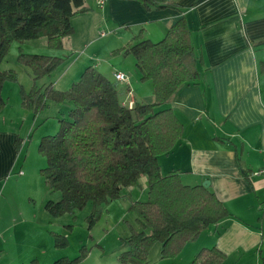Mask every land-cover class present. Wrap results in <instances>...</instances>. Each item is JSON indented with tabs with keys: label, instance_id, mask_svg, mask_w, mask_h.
Wrapping results in <instances>:
<instances>
[{
	"label": "trees",
	"instance_id": "16d2710c",
	"mask_svg": "<svg viewBox=\"0 0 264 264\" xmlns=\"http://www.w3.org/2000/svg\"><path fill=\"white\" fill-rule=\"evenodd\" d=\"M132 1L148 11H182L176 0ZM88 11L86 0H0V112L6 107L5 83L18 81L14 70L1 69L12 44L46 39L50 49L62 50L65 40L75 33L73 18ZM121 50L135 57L141 81L153 83L152 104H136L133 109L123 105L118 84L93 67L66 91L56 90L53 84L41 88L38 83L52 76L64 59L23 52L18 57L33 77L31 90H20L26 111L37 116L49 102L73 105L68 119L59 121L57 134L44 137L39 146L47 159L41 173L49 191L62 194L60 201L47 202L45 209L59 218L74 216L91 204L87 222L92 229L106 206L127 198L124 190L147 177V200H132L129 207L142 230L129 226L128 250L117 261L150 264L151 251L158 244L162 246L161 259L172 260L210 226L232 217L210 186H186L177 172L163 175L158 160L175 148L184 133V125L166 106L182 85L200 80L202 57L192 45L185 17L161 41L145 39L141 32ZM16 147H20L19 138ZM243 174L248 178L246 171ZM51 235L56 248L69 246L66 238ZM88 255L84 247L75 260L62 258L54 264H77ZM226 260L227 255L219 249L205 248L193 264H224ZM30 264L41 263L32 260Z\"/></svg>",
	"mask_w": 264,
	"mask_h": 264
},
{
	"label": "crops",
	"instance_id": "0c3cea01",
	"mask_svg": "<svg viewBox=\"0 0 264 264\" xmlns=\"http://www.w3.org/2000/svg\"><path fill=\"white\" fill-rule=\"evenodd\" d=\"M100 1H104L103 6ZM176 1L182 11H148L132 0H86L89 11L72 20L76 30H83L91 39L100 27L110 28L120 42L116 50L141 32L145 39L157 43L185 17L192 45L202 57L198 67L200 80L182 85L166 106L182 122L184 133L175 148L158 160L163 175L177 172L186 186L208 183L232 217L210 226L175 259L162 260V246L156 245L150 264H193L195 256L205 248L225 253L224 264H264V174H255L264 170V0ZM129 71L114 69L112 79L108 78L118 84L123 105L131 101L134 106L152 104L154 92L143 95V89H136L135 75ZM118 72L128 76L127 84L115 80ZM136 74L142 77L137 64ZM132 86L135 93L139 91V97ZM57 106L60 110L54 115L68 119L73 105ZM16 108L24 114L21 101ZM9 109L6 102L1 120H5ZM14 142L13 135L0 137V190L9 193L0 203V258L15 247L26 257L23 264H30L35 257L40 260L36 254L40 248L30 241L26 243L29 236L17 235L14 225L19 219L22 225L29 223L35 216L31 209L14 206L12 194L16 196L18 190L7 188L4 183L14 165ZM145 186L139 183L136 187L147 193V183ZM136 187L124 190L123 195L132 198L134 191L136 196ZM123 247V252L128 250L126 245ZM118 256L114 264H120Z\"/></svg>",
	"mask_w": 264,
	"mask_h": 264
},
{
	"label": "rangeland",
	"instance_id": "374dc122",
	"mask_svg": "<svg viewBox=\"0 0 264 264\" xmlns=\"http://www.w3.org/2000/svg\"><path fill=\"white\" fill-rule=\"evenodd\" d=\"M74 29V36L66 41V48H63L60 52L50 49L46 39L33 40L23 44L15 42L2 64V70H14L18 74L17 82H6L4 85L3 98L6 102H9L10 109L5 116V120H1L2 116H0V137L2 135L15 136L14 165L4 183L7 188L18 190L17 197L12 194L14 206L19 207L20 210L31 209L33 216H35V219L29 223L22 225L19 219L14 225L17 235L26 234L27 237L29 236L25 240L26 243L30 241V244L32 243L35 247L40 248V251L38 250V253H36L39 254L37 256L40 260L37 257L33 260L41 261V264H54L62 258L75 260L85 247L89 253L88 257L90 254L92 256L77 264H114V258L125 250L123 245L128 247L126 241L130 236L129 226L137 231L142 230L136 215L129 211L130 203L132 200L137 199L140 201L147 200L148 192H142L140 188L136 187L139 192L136 193V196L135 192H132L133 199L129 197L110 203L104 208L101 218L92 229L89 228L87 222V218L92 212L91 204L83 211L76 212L74 216L67 214L59 218L52 217L46 211L45 205L49 201H60L62 194L49 191L45 178L41 173V170L47 167V159L41 154L39 146L44 137L53 136L59 131V121L61 119L54 114H58L60 109L57 104L49 102V107L38 114V121L34 122L36 116L25 109L24 114H21L22 112H18L16 108V103L21 101V87L30 91L33 86L31 71L18 62L21 52L64 59L62 66L52 76L39 82L38 86L42 88L56 81L54 88L59 91H66L78 82L83 72L90 67L95 68L111 79L114 69L126 68L131 70L130 73L133 72L132 74L135 75V79L138 81L136 89H143V95L154 92L152 82H142L141 78L137 76L135 57L132 54L126 55L127 51L121 50L124 47L114 50L120 42L116 40L117 38L114 37L115 34H112L110 28L100 27L92 39L88 35L86 36L83 30L77 31L75 27ZM110 48H113V50H110ZM134 87L132 86L135 93ZM135 95L139 97L138 90ZM18 138L20 139L19 148L16 147ZM139 183L144 186L143 188H146L145 184L148 185V178H143ZM8 196L7 190L4 193L1 189L0 203ZM16 215H20L18 211ZM52 233L66 238L69 246L67 248H56ZM157 247L160 248L161 245L158 244ZM19 249L15 247L10 249L9 253L0 258V264H23L26 257L24 258V253L22 254Z\"/></svg>",
	"mask_w": 264,
	"mask_h": 264
},
{
	"label": "built area",
	"instance_id": "2783aa9c",
	"mask_svg": "<svg viewBox=\"0 0 264 264\" xmlns=\"http://www.w3.org/2000/svg\"><path fill=\"white\" fill-rule=\"evenodd\" d=\"M99 5L103 6L104 5V1H100ZM114 77H115V80L117 82H120L122 84H127V82H128V76L126 74H124V73L118 72V73H116L114 75ZM127 107L130 108V109H133L134 108V103L132 101L129 102ZM263 154H264V148H263ZM255 174L256 175H262V174H264V170L259 171V172L255 173Z\"/></svg>",
	"mask_w": 264,
	"mask_h": 264
},
{
	"label": "water",
	"instance_id": "95a60500",
	"mask_svg": "<svg viewBox=\"0 0 264 264\" xmlns=\"http://www.w3.org/2000/svg\"><path fill=\"white\" fill-rule=\"evenodd\" d=\"M128 54H129V51L127 52ZM203 186H208V183H204V185Z\"/></svg>",
	"mask_w": 264,
	"mask_h": 264
}]
</instances>
